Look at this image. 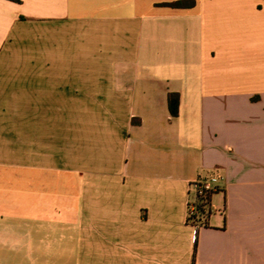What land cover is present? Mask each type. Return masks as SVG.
Returning <instances> with one entry per match:
<instances>
[{
    "label": "crops",
    "instance_id": "0c3cea01",
    "mask_svg": "<svg viewBox=\"0 0 264 264\" xmlns=\"http://www.w3.org/2000/svg\"><path fill=\"white\" fill-rule=\"evenodd\" d=\"M176 1L0 0V264H264V0Z\"/></svg>",
    "mask_w": 264,
    "mask_h": 264
},
{
    "label": "built area",
    "instance_id": "2783aa9c",
    "mask_svg": "<svg viewBox=\"0 0 264 264\" xmlns=\"http://www.w3.org/2000/svg\"><path fill=\"white\" fill-rule=\"evenodd\" d=\"M216 188L209 180H196L190 185L188 199V223L196 230L208 224L213 212L211 196Z\"/></svg>",
    "mask_w": 264,
    "mask_h": 264
},
{
    "label": "trees",
    "instance_id": "16d2710c",
    "mask_svg": "<svg viewBox=\"0 0 264 264\" xmlns=\"http://www.w3.org/2000/svg\"><path fill=\"white\" fill-rule=\"evenodd\" d=\"M16 1V0H12ZM166 6L176 8V9H189L193 8L195 6V1L193 0H181V1H176L173 3L165 4ZM179 106H180V96L177 93H171L169 95V107L171 114L173 117L178 116L179 114ZM195 262V258H194Z\"/></svg>",
    "mask_w": 264,
    "mask_h": 264
}]
</instances>
